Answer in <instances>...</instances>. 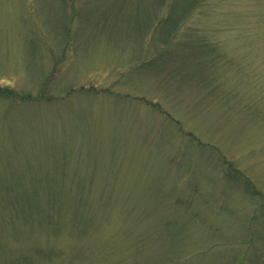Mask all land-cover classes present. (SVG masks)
I'll return each instance as SVG.
<instances>
[{
	"label": "rangeland",
	"instance_id": "374dc122",
	"mask_svg": "<svg viewBox=\"0 0 264 264\" xmlns=\"http://www.w3.org/2000/svg\"><path fill=\"white\" fill-rule=\"evenodd\" d=\"M154 1L0 0V264H264V0Z\"/></svg>",
	"mask_w": 264,
	"mask_h": 264
},
{
	"label": "trees",
	"instance_id": "16d2710c",
	"mask_svg": "<svg viewBox=\"0 0 264 264\" xmlns=\"http://www.w3.org/2000/svg\"><path fill=\"white\" fill-rule=\"evenodd\" d=\"M166 2H167L166 4H168L167 7L169 9V12L165 15H162L161 16L162 18L160 17L159 20H161L162 26H167V23L169 22V24L172 27L167 28V37H163L164 31H161L162 33L161 37L163 39V38H168V36L170 35H173V36L175 35L178 39L180 31L184 29L185 27L184 24L186 22L187 16L191 14L193 10L197 9L199 5L203 2V0H167ZM153 3L158 5L157 0L154 1ZM160 28L164 29L165 27H160ZM195 37L196 38L194 40L197 42L196 45L198 46V42H202L204 38L201 37L200 33H198ZM0 93H1V90H0ZM2 94H5V96L13 95V93L9 91H6ZM23 98H24L23 96L20 98L18 97V99H23Z\"/></svg>",
	"mask_w": 264,
	"mask_h": 264
}]
</instances>
